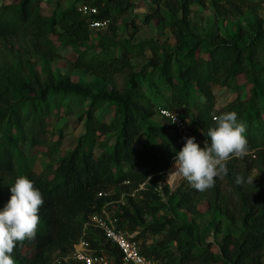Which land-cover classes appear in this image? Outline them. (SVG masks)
<instances>
[{
	"label": "rangeland",
	"instance_id": "1",
	"mask_svg": "<svg viewBox=\"0 0 264 264\" xmlns=\"http://www.w3.org/2000/svg\"><path fill=\"white\" fill-rule=\"evenodd\" d=\"M18 1L0 0V12ZM79 1L42 0L33 21L0 35V108L18 96L36 95L42 89L45 92L54 89L60 98L55 106L53 101L49 103L40 144L33 148L27 142L19 143L24 157V161L20 159L22 167L43 180L52 178L57 160L82 139L87 119L85 109L92 96H96L93 118L108 123L114 117V101L123 97L129 81L153 71L152 66L165 53L173 55L184 44H193L196 37L213 42L230 37L248 41L264 32V0H102L110 7L109 24L101 29L89 27L88 41L67 38L57 26L48 28L53 15ZM178 30L181 42L175 34ZM103 55L119 57L128 66L110 77L74 67L76 60L96 61ZM261 62L260 70L253 73V80L264 85V61ZM155 75L153 72L150 77ZM26 84L30 85L27 90L21 87ZM252 87L253 82L243 73L226 80L220 76L216 84L209 86L212 101L208 116L212 119L236 106L238 101L245 102ZM142 90L147 92L145 88ZM152 99L163 107L157 95ZM175 111L188 118L186 138L194 137L203 147L205 142L197 134L196 110L188 107ZM212 122L214 125L213 119ZM147 123L169 127L156 109ZM89 130L93 132L95 144L107 147L113 142L112 132L100 134L91 125ZM94 151L97 153L99 149L95 147ZM173 158L169 159L166 171L149 175L137 186L127 181L103 186L96 193L103 202L95 212L83 215L70 210L69 217L64 218L62 233L47 249L46 262L42 264H83L74 256V244L86 242L90 251H97L91 242H107L95 227L85 225L91 215L101 211L114 223L127 213L136 218L143 225L132 232L133 236H140L138 245L174 246V240L146 229L151 223H162L180 233L181 243L192 242V253L210 249L218 259L216 264L224 263L223 250L230 255L239 241L244 211L264 193V137L257 135L243 158L232 157L226 161L227 174L216 177L214 186L204 192L193 189L182 177L173 181L167 178ZM18 170L16 167L10 178ZM237 176L243 178L239 185L235 183ZM160 264L165 263L160 261Z\"/></svg>",
	"mask_w": 264,
	"mask_h": 264
},
{
	"label": "trees",
	"instance_id": "2",
	"mask_svg": "<svg viewBox=\"0 0 264 264\" xmlns=\"http://www.w3.org/2000/svg\"><path fill=\"white\" fill-rule=\"evenodd\" d=\"M41 1L19 0L0 12V35L8 34L19 25L33 21ZM81 3L95 6L97 13L88 17L81 15L76 9ZM109 9L102 0H81L53 15L48 28L57 26L63 36L86 42L90 39L89 20H109ZM175 34L180 41L181 31H175ZM261 61H264V32L257 33L248 41L230 37L213 42L196 37L193 44H184L173 55L165 53L152 66L153 71L129 81L123 97L114 101V117L108 123L93 118L96 96H92L85 109L87 119L82 139L57 160L52 178L45 180L35 176L27 167H22L20 159L24 161V157L19 143L27 142L33 148L40 144V136L44 132L50 111L49 103L53 101L55 106L59 102L58 92L51 88L46 92L42 89L36 95L18 96L0 108V207L9 199L10 185L19 175L33 181L44 197V204L38 213L40 223L35 237L19 243L13 249L15 264L45 263L47 249L62 233L64 218L69 217V211L87 215L98 210L103 199L97 198L96 193L103 186L124 181L137 186L149 175L166 171L169 159L182 148L187 136L181 139L169 120L160 114L170 129L148 124L147 120L152 116L153 109L157 113L161 108L169 111L188 107L195 109L197 134L204 142L208 140L207 130L213 126L212 119L208 116L212 101L209 86L216 84L220 76H224L226 80L243 73L253 82L251 94L245 102L240 100L236 106L223 111L237 113L238 120L246 127L244 135L248 149L251 148L257 135L264 137V85L253 80V73L260 70ZM127 66V63L114 55H103L96 61L76 60L74 64V67L84 68L101 77H110ZM153 72L156 74L155 78L150 77ZM21 87L27 90L30 85ZM153 95L159 97L163 107L160 103H154ZM90 125L100 134L112 132L113 142L107 147L95 144L93 132L89 130ZM95 147L99 152L95 153ZM16 167L19 172L10 178ZM116 217L120 218L119 215ZM121 217V220L115 221L118 229L132 233L143 226L128 213ZM165 228L162 223L146 226L150 233L165 235L176 244L171 247L159 243L151 246L138 245L141 254L156 259L159 264L160 261L165 264L217 263L218 259L210 249L192 253V242L181 243L180 233ZM240 228L239 241L232 247L230 255L223 250L226 260L220 264H264V193L252 201L249 210L244 211ZM139 237L135 235L132 239L138 241ZM91 243L97 250L95 252L102 250L111 256L112 264H121V253L113 243Z\"/></svg>",
	"mask_w": 264,
	"mask_h": 264
},
{
	"label": "clouds",
	"instance_id": "3",
	"mask_svg": "<svg viewBox=\"0 0 264 264\" xmlns=\"http://www.w3.org/2000/svg\"><path fill=\"white\" fill-rule=\"evenodd\" d=\"M212 119L214 125L207 130L209 139L204 146L197 144L194 137L186 138L173 158V169L167 178L182 177L193 189L204 192L214 186L216 177L227 174L226 161L247 154L246 127L237 113L222 112ZM242 180L237 176L235 183L239 185ZM43 204L44 197L33 181L24 175L17 176L10 185L9 199L0 207V264H15L13 249L35 237Z\"/></svg>",
	"mask_w": 264,
	"mask_h": 264
},
{
	"label": "built area",
	"instance_id": "4",
	"mask_svg": "<svg viewBox=\"0 0 264 264\" xmlns=\"http://www.w3.org/2000/svg\"><path fill=\"white\" fill-rule=\"evenodd\" d=\"M77 11L83 16H90L97 13V8L87 3H81L76 6ZM108 19H90L89 27L101 29L108 24ZM161 116L167 118L176 129L178 136L182 139L187 136V118H183L175 111L161 108L158 110ZM85 222V225H92L104 236V238L113 243L121 253V264H159L152 257L140 253L137 241L133 240L132 233L116 228L115 223L106 215L104 211L100 214L91 215ZM86 242L80 241L74 244V256L83 264H112L111 256L104 252L90 251L86 247Z\"/></svg>",
	"mask_w": 264,
	"mask_h": 264
},
{
	"label": "bare ground",
	"instance_id": "5",
	"mask_svg": "<svg viewBox=\"0 0 264 264\" xmlns=\"http://www.w3.org/2000/svg\"><path fill=\"white\" fill-rule=\"evenodd\" d=\"M172 169H173V167H172L171 169H169L168 173H169ZM167 175H168V174H167ZM175 178H176V176H170V177H168V179H169L170 181L175 180Z\"/></svg>",
	"mask_w": 264,
	"mask_h": 264
}]
</instances>
